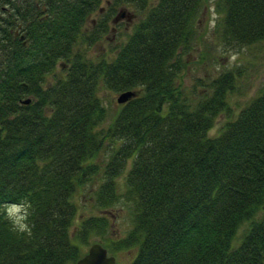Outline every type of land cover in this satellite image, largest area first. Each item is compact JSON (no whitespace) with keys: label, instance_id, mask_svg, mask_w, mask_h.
<instances>
[{"label":"trees","instance_id":"1","mask_svg":"<svg viewBox=\"0 0 264 264\" xmlns=\"http://www.w3.org/2000/svg\"><path fill=\"white\" fill-rule=\"evenodd\" d=\"M102 1L19 0L0 23V264L84 255L80 245L110 228L106 214L74 224V197L93 181L99 208L122 197L129 204L125 236L101 241L109 253L134 249L128 264H264V89L211 136L229 111L234 74L181 82L210 0H113L85 34ZM213 4L222 44L264 41V0ZM116 5L142 16L114 57L78 51L107 32ZM17 23L24 44L12 38ZM57 63L65 73L47 83ZM100 87L136 93L106 126ZM10 204L25 206V227L8 215Z\"/></svg>","mask_w":264,"mask_h":264},{"label":"rangeland","instance_id":"2","mask_svg":"<svg viewBox=\"0 0 264 264\" xmlns=\"http://www.w3.org/2000/svg\"><path fill=\"white\" fill-rule=\"evenodd\" d=\"M213 1L210 0L198 18V29L193 41V49L183 55L186 60V67L181 74V82L187 88L196 83L206 84L225 71H231L234 74L233 88L228 93L229 111L220 114L216 119L214 126L208 132L211 136L218 133L222 123L228 117L235 118L240 109L259 91L264 89V41L240 48H232L222 44L215 31L218 15L214 10ZM113 5V0H103L101 2L100 7L102 10L100 13L95 12L86 20L83 28L85 34L91 33L96 28L95 25L98 23L100 16L110 9L108 7H113ZM120 10H123L124 16L114 22L113 18ZM112 13L107 21V32L90 44L80 41L77 46L78 51L83 52L89 58L110 59L114 57L118 47L125 42L142 14L138 13L131 5H116ZM65 67L59 66V63H57L53 71L46 75L45 81L48 83L53 81L55 76L63 75ZM202 88L200 85L197 86V90L201 92L204 90ZM98 94L108 111L106 122H104L106 126L118 108L119 104L116 102L118 93L100 87ZM116 182L118 192L120 194L124 193V175L118 177ZM97 185L98 182L96 181L88 183L74 197L78 206L74 224H77L84 217L98 216L105 214L103 213L104 210L109 211L106 215L110 228L102 237L92 235L89 238L90 243L106 242V238L116 240L125 236L131 226V210L123 197L108 205L106 209L99 208L96 205L93 195ZM25 210L26 208L20 205L10 204L6 206L8 215L19 228L25 227ZM80 246L83 250L89 248V245L86 244ZM110 254L115 256L116 264H128L133 259L135 250L112 251Z\"/></svg>","mask_w":264,"mask_h":264},{"label":"water","instance_id":"3","mask_svg":"<svg viewBox=\"0 0 264 264\" xmlns=\"http://www.w3.org/2000/svg\"><path fill=\"white\" fill-rule=\"evenodd\" d=\"M123 16L124 13L120 12L113 21H117ZM135 94L133 90L123 91L117 96L116 101L118 104H123L135 96ZM30 101V98L20 100L22 104H28ZM70 264H116V259L113 255L108 254L107 249L100 242H95L89 246L87 252L82 257Z\"/></svg>","mask_w":264,"mask_h":264},{"label":"flooded vegetation","instance_id":"4","mask_svg":"<svg viewBox=\"0 0 264 264\" xmlns=\"http://www.w3.org/2000/svg\"><path fill=\"white\" fill-rule=\"evenodd\" d=\"M19 0H4L3 3L0 5V23L3 21V18L5 16H8L10 14L9 11H11L10 4H13V2H17ZM11 28V29H10ZM10 31H12V38L14 40L21 41L23 44L26 42L24 39V33L22 32V25L20 23H17L16 26H9Z\"/></svg>","mask_w":264,"mask_h":264}]
</instances>
